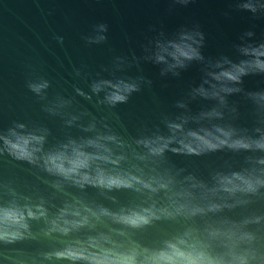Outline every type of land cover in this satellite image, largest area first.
Segmentation results:
<instances>
[{"label":"water","instance_id":"obj_1","mask_svg":"<svg viewBox=\"0 0 264 264\" xmlns=\"http://www.w3.org/2000/svg\"><path fill=\"white\" fill-rule=\"evenodd\" d=\"M247 3L255 10L244 7ZM182 33L197 34L203 59L162 71L167 64L155 59L158 42L179 39ZM261 44L264 0H0V132L19 123L27 126L25 131L43 130L46 151L100 132L114 134L123 145L106 143L126 156L119 168L145 178L174 176L177 189L191 184L185 179L189 176L211 188L220 173L255 170L264 175L260 171L264 164L258 162L264 150L224 145L200 153L174 151L182 148L177 134L162 156L153 157L137 143L157 134L172 135L169 123L185 120V131L219 125L235 130L231 139L259 137L264 132V102L258 99L264 94V72H249L233 82L238 90L224 93V104L194 90L204 84L211 65L248 59L241 47ZM41 80H47L48 87L37 94L29 84ZM102 80L135 82L138 88L125 101L110 104L105 100L110 86L93 91L92 85ZM213 109L222 115H203ZM191 190L201 205L215 202L222 207L192 217L161 216L139 228L101 217L94 228L48 233V220L69 201L119 212L153 203L164 206L168 194L163 189L152 193L128 187L80 188L48 172L42 163L4 151L0 153V204L15 195L20 203H43L48 216L31 219L30 233L22 238L0 240V264H86L48 254L100 232L159 247L189 228L207 238L208 228L231 224L253 234L254 239L240 247L254 253L252 264H264V187L234 195L204 196L201 188ZM119 230L127 235H118ZM211 244L215 252L225 250L220 240Z\"/></svg>","mask_w":264,"mask_h":264},{"label":"clouds","instance_id":"obj_2","mask_svg":"<svg viewBox=\"0 0 264 264\" xmlns=\"http://www.w3.org/2000/svg\"><path fill=\"white\" fill-rule=\"evenodd\" d=\"M244 7L255 10V5L247 3ZM105 26L100 25L103 29ZM103 37H99L102 39ZM200 40L195 33H182L179 39L159 41L155 54L157 62H165L167 68L162 71H170L178 67H184L193 59L202 60L203 56L198 45ZM241 52L249 57L238 63L229 60L217 61L207 70L204 84L194 91L206 98H218L221 104L226 102L224 93L237 91L232 86L233 82H239L242 76L249 72H264V44L256 47L242 46ZM169 57L171 61H169ZM229 65L225 67L224 65ZM219 69V70H216ZM47 80L31 82L29 87L41 94L48 87ZM105 86H110L105 100L110 104L125 101L128 94L138 88L135 82L121 81H97L92 87L93 91L100 92ZM260 102H264V94L259 95ZM204 116H220L217 109L203 113ZM184 122H170L168 127L172 135H155L142 138L137 143L142 144L150 156H162L172 141L177 139L182 148L174 151H187L188 153H200L205 150H214L224 145L233 148H254L264 150V132L259 137L236 135L232 128H224L216 125L213 128H201L199 130L188 129L185 131ZM26 125L19 123L9 128L6 132H0V153L7 151L17 159H26L32 163H42V166L50 173L61 176L66 181L83 188L85 185H93L111 189L113 187L135 188L137 191L144 189L152 193L165 190L168 194V203L157 207L151 206L139 208L121 209L113 212L103 206L93 207L80 201L66 202L56 215L48 220L47 232H60L68 234L79 231L84 227L94 228L95 222L101 217H110L115 222L139 228L161 216L167 217H192L206 210H215L222 205L212 202L206 207L196 202L195 194L191 189H203V195H215L217 192L229 194L255 193L264 187V175L257 174L255 170L247 172H233L231 174L220 173L215 177V184L209 188L204 182L195 177H186L191 181L187 187L178 189V181L174 176H151L145 178L131 170L119 168L126 156L116 153L106 141H112L122 146L121 141L114 134L97 133L95 137L77 140H69L59 147L49 150L44 149L46 134L43 130L25 131ZM94 127V126H93ZM257 131H261L257 129ZM92 149V150H89ZM142 159L146 158L144 156ZM264 164V158L258 161ZM112 165L113 167H107ZM264 172V169L260 170ZM182 184V182H179ZM27 199V198H25ZM48 209L43 203H20L14 195L7 203L0 204V240L11 242L30 233L31 219L47 217ZM247 223V221H245ZM207 238L202 237L196 229H186L176 236L166 239L159 247H147L137 241L118 240L112 233L100 232L89 235L86 239L76 240L62 250L49 253V256L57 258L66 257L73 262L84 261L86 264H252L255 259L250 249L241 248L245 242H251L253 234L242 230V225L231 224L228 227H211L207 230ZM118 235L126 236L124 230H119ZM211 240H220L224 251L215 252Z\"/></svg>","mask_w":264,"mask_h":264}]
</instances>
